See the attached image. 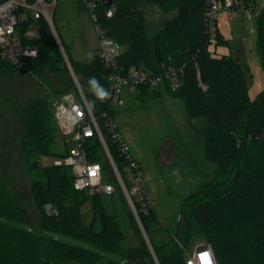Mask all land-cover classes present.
I'll list each match as a JSON object with an SVG mask.
<instances>
[{
	"label": "trees",
	"instance_id": "16d2710c",
	"mask_svg": "<svg viewBox=\"0 0 264 264\" xmlns=\"http://www.w3.org/2000/svg\"><path fill=\"white\" fill-rule=\"evenodd\" d=\"M207 1L114 0L111 17L106 15L107 5L99 7L101 27L123 47L118 59L120 65L138 66L152 72H158L161 63L183 66L182 84L177 91L167 86H139L135 90L136 98L167 93L183 101L189 119L204 116L208 122L202 133L203 157L215 163V170L211 178L183 198L180 219L171 240H156L155 233L159 231L155 207L148 212L142 211L139 205L136 208L160 264H185L186 246L193 236L203 237L211 245L218 264H264V90L252 100L243 64L231 55L211 53L205 20ZM140 3L159 5L165 11L176 10L177 14L150 40ZM31 21L21 23L22 34ZM38 21L49 26L43 18ZM259 22L264 67V20ZM24 42L36 46L37 56L23 58L21 66L0 57V67L13 65L35 70L49 67L56 71L64 64L56 40L35 37ZM215 44H228L219 30ZM68 46L65 44L73 68L79 69L84 77L83 92L124 175L128 160L121 155L102 117V112L108 111L115 118L118 109L111 108L107 98L100 100L90 84L95 78L98 86L107 92L112 70L96 54L90 62L74 60ZM70 91L78 92V89L73 86L58 96ZM47 116L42 108L36 109L22 140L25 161L32 159L30 168L38 170L31 182V199L40 214L39 228L30 225L25 206L0 181V264H71L73 261L100 264L105 254L110 255L109 264H155L140 230H137L139 243L123 247L125 234L119 221L106 212L102 195L90 196L85 190L75 189L69 166L40 163L39 157L52 152L53 134ZM85 146L89 158L108 170L98 135L88 139ZM68 152L67 146L60 157ZM115 185L121 191L117 182ZM88 197L93 198L94 213L91 223L85 225L80 208ZM46 205L53 206L57 213H47ZM54 234L71 236L77 242L63 241Z\"/></svg>",
	"mask_w": 264,
	"mask_h": 264
},
{
	"label": "rangeland",
	"instance_id": "374dc122",
	"mask_svg": "<svg viewBox=\"0 0 264 264\" xmlns=\"http://www.w3.org/2000/svg\"><path fill=\"white\" fill-rule=\"evenodd\" d=\"M256 3L262 4L263 0H256ZM80 5L79 0H57L49 26H42L41 22L35 20L29 24L28 28L35 32L36 38L56 40L64 58V64H60L56 71L49 67L36 70L13 65L0 67V181L25 206L30 225L37 229L40 214L31 199V182L38 170L30 168L32 159L25 161L22 140L36 109L42 108L49 115L47 124L53 134V143L51 154L39 157L40 163L48 164L62 159L60 156H63L67 146L71 148L74 145L71 136L66 135L65 129L57 121L56 105L59 93L73 86L77 89L80 86L82 90L86 86L81 71L73 68L65 44L69 45L74 60L90 62L95 54L93 47L97 37L93 22L89 11ZM139 8L144 11L150 40L168 19L177 14L176 10L165 11L155 4L140 3ZM258 12H254L251 19L240 17L231 22L222 18L218 21L228 41L227 45L220 46L243 64L252 100L264 90L263 58L256 25ZM250 29L255 31L249 32ZM124 97L125 104L118 108L116 124L131 154L138 159L147 176L146 188L157 211L159 232L155 233L156 240L168 242L180 219L183 198L211 178L215 170V163L203 157L202 133L207 128V117L189 119L183 101L167 93L136 98V91L128 90ZM103 151L102 158L108 166L105 175L116 180L104 147ZM101 200L106 212L119 221L125 234L123 247L137 245V230H140L153 257L157 258V261L154 258L155 264H160L149 235L143 232L144 226L131 209L123 191L117 189L112 195H102ZM80 210L82 222L89 225L94 213L93 198H86ZM45 211L50 213L48 205ZM54 235L63 241L77 242L71 236ZM202 242H205L203 237L193 236L186 250L191 251ZM109 257L105 254L100 264H109ZM71 264L82 263L73 261Z\"/></svg>",
	"mask_w": 264,
	"mask_h": 264
},
{
	"label": "built area",
	"instance_id": "2783aa9c",
	"mask_svg": "<svg viewBox=\"0 0 264 264\" xmlns=\"http://www.w3.org/2000/svg\"><path fill=\"white\" fill-rule=\"evenodd\" d=\"M56 1H0L1 58L21 66L23 58L37 56L36 46L24 42V39L35 38V32L27 28L22 34L21 23L29 19L38 21L43 18L48 24H51ZM79 2L84 9L89 11L93 22L94 33L97 37L95 54L107 68L112 70L108 76V96L106 97L111 108L118 109L123 106L125 92L136 90L139 86L147 88L167 86L173 92L181 87L183 66L176 67L161 63L159 71L152 72L138 66L120 65L118 59L123 53V47L118 45L113 38L107 36L99 23V7L103 4L102 0H79ZM254 12H258L257 23L260 24L259 21L264 20V0L262 4H257L256 0H208L205 11L206 27L211 41L208 48L215 51L216 35L219 30L218 21L221 18H226L231 22L240 17L251 19ZM113 13L114 3L106 9L108 17H111ZM56 106L57 121L65 129L66 135L71 136L74 145L69 148L65 157L55 163L65 164L71 168L74 175V188L85 190L90 196L112 195L117 190L115 183L106 177L102 164L88 156L86 142L94 135H98L111 160L116 181L136 216H139L136 205H139L144 212H148L151 207H154L146 188L147 176L138 159L131 154L128 143L121 136L116 124V117L112 118L108 111L102 112L106 128L117 142L121 155H124L128 160L124 175L119 171L111 155L94 111L82 88L78 86V92L70 91L60 95L57 98ZM48 206L50 213H57V210L51 205ZM176 240L184 248L183 244L178 239ZM185 251V264H218L213 249L207 242L198 243L193 250Z\"/></svg>",
	"mask_w": 264,
	"mask_h": 264
},
{
	"label": "clouds",
	"instance_id": "9594fccd",
	"mask_svg": "<svg viewBox=\"0 0 264 264\" xmlns=\"http://www.w3.org/2000/svg\"><path fill=\"white\" fill-rule=\"evenodd\" d=\"M90 84L92 85V90L100 100L106 99L108 93L98 86V81L95 78L90 80Z\"/></svg>",
	"mask_w": 264,
	"mask_h": 264
},
{
	"label": "crops",
	"instance_id": "0c3cea01",
	"mask_svg": "<svg viewBox=\"0 0 264 264\" xmlns=\"http://www.w3.org/2000/svg\"><path fill=\"white\" fill-rule=\"evenodd\" d=\"M222 19V18H221ZM242 19H244L243 17H242ZM258 22V21H257ZM257 25V29L259 30V24L257 23L256 24ZM219 31L221 32V30H220V27H219ZM255 31V29H250L249 30V32H254ZM222 33V32H221ZM223 34V33H222ZM224 36V35H223ZM96 45H97V43H96ZM96 45L93 47V51H94V49H95V47H96ZM95 52V51H94ZM215 52L216 53H218V54H224V55H228L227 54V50L225 49V48H222L220 45H216V47H215ZM218 54H215V55H218ZM218 56H220V55H218ZM133 155V154H132ZM133 157H135L134 155H133ZM136 158V157H135ZM137 159V158H136ZM53 207V206H52ZM54 208V207H53Z\"/></svg>",
	"mask_w": 264,
	"mask_h": 264
},
{
	"label": "water",
	"instance_id": "95a60500",
	"mask_svg": "<svg viewBox=\"0 0 264 264\" xmlns=\"http://www.w3.org/2000/svg\"><path fill=\"white\" fill-rule=\"evenodd\" d=\"M102 2H103V4H105V5H112L113 3H114V0H102ZM60 46H61V44H60ZM62 48V47H61ZM63 50V49H62ZM70 65V64H69ZM81 88V87H80ZM138 219H139V221H140V218H139V216H136ZM141 222V221H140ZM143 232L145 233V230H143ZM146 234V233H145ZM155 258V260L157 261V258L156 257H154Z\"/></svg>",
	"mask_w": 264,
	"mask_h": 264
}]
</instances>
